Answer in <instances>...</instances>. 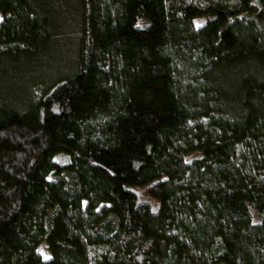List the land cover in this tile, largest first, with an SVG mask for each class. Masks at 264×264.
Returning a JSON list of instances; mask_svg holds the SVG:
<instances>
[{
  "label": "trees",
  "instance_id": "obj_1",
  "mask_svg": "<svg viewBox=\"0 0 264 264\" xmlns=\"http://www.w3.org/2000/svg\"><path fill=\"white\" fill-rule=\"evenodd\" d=\"M0 264H264V0H0Z\"/></svg>",
  "mask_w": 264,
  "mask_h": 264
},
{
  "label": "rangeland",
  "instance_id": "obj_2",
  "mask_svg": "<svg viewBox=\"0 0 264 264\" xmlns=\"http://www.w3.org/2000/svg\"><path fill=\"white\" fill-rule=\"evenodd\" d=\"M42 255H43L44 259H48L49 258V252L46 250L45 247L42 249Z\"/></svg>",
  "mask_w": 264,
  "mask_h": 264
}]
</instances>
